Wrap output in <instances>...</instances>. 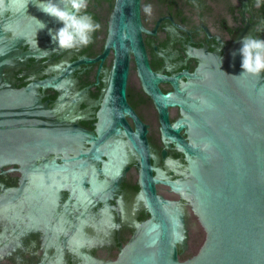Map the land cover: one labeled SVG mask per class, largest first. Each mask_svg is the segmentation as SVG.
Segmentation results:
<instances>
[{"label":"flooded vegetation","instance_id":"flooded-vegetation-1","mask_svg":"<svg viewBox=\"0 0 264 264\" xmlns=\"http://www.w3.org/2000/svg\"><path fill=\"white\" fill-rule=\"evenodd\" d=\"M117 0H89L87 14L101 28L86 46L61 49L53 42L62 23L41 11V0H6L0 43L7 47L5 74L27 99L46 104L41 113L48 149L0 167V262L85 264L83 254L117 260L152 216L151 187L185 211L182 260L200 250L206 231L192 201L170 182L188 172L192 141L178 104L158 105L131 55L123 107L109 99L115 51L103 56ZM59 3V0H56ZM142 0L145 47L160 93L182 89L189 75L198 87L230 89L222 62L235 35L264 25L254 0ZM152 5V15L142 8ZM46 25L42 29V23ZM30 101L27 105H31ZM46 132V134H44ZM170 181V182H169Z\"/></svg>","mask_w":264,"mask_h":264},{"label":"water","instance_id":"water-1","mask_svg":"<svg viewBox=\"0 0 264 264\" xmlns=\"http://www.w3.org/2000/svg\"><path fill=\"white\" fill-rule=\"evenodd\" d=\"M141 3L116 1L103 54L110 48L115 51L108 100L121 108L125 104L133 54L156 103L181 106L195 145H186V176L169 182L192 201L206 237L198 253L182 260L178 248L186 246L184 208L151 187L152 216L138 226L119 258L83 254L85 264H264V73L239 76L241 41L254 36L249 28L235 35L222 57L233 80L230 89L198 87L189 75L182 89L162 94L156 82L163 77L152 71L145 47ZM6 54L7 47L0 43V167L51 145L47 137L33 136L47 129L41 113L49 110L37 96L27 99L29 88L20 90L11 83L5 74ZM36 264L51 263L47 259Z\"/></svg>","mask_w":264,"mask_h":264},{"label":"clouds","instance_id":"clouds-1","mask_svg":"<svg viewBox=\"0 0 264 264\" xmlns=\"http://www.w3.org/2000/svg\"><path fill=\"white\" fill-rule=\"evenodd\" d=\"M194 6L199 5L193 0ZM89 0H41L37 7L50 17L55 18L62 23L55 33L50 34L53 42L58 43L61 49H73L80 46L88 45L92 40V33L99 30L101 25L94 23L92 17L87 14ZM264 6V0H254V7L260 8ZM8 10L6 0H0V14ZM142 11L148 15H152V5L146 4ZM42 23V22H41ZM44 29L46 25L42 23ZM255 32H264V25H257ZM242 47L239 54L242 57L241 68L243 75H253L259 77L264 73V39L248 36L241 41ZM236 53H233L235 55ZM171 96V94H169Z\"/></svg>","mask_w":264,"mask_h":264}]
</instances>
